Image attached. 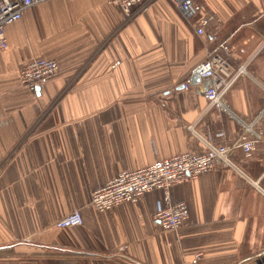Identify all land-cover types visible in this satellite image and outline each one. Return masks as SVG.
I'll return each instance as SVG.
<instances>
[{
	"label": "crops",
	"instance_id": "obj_1",
	"mask_svg": "<svg viewBox=\"0 0 264 264\" xmlns=\"http://www.w3.org/2000/svg\"><path fill=\"white\" fill-rule=\"evenodd\" d=\"M196 2L190 18L155 0L127 19L111 0H46L4 27L0 264H248L264 253L260 144L248 156L234 149L232 166L171 186V201L188 207L176 231L153 218L157 189L105 211L90 203L123 170L203 152L207 139L231 143L237 118L264 135V0ZM209 12L214 20L198 35ZM213 50L232 72L246 71L221 109L197 87H182ZM37 57L58 69L31 91L18 74ZM74 209L81 225L54 226Z\"/></svg>",
	"mask_w": 264,
	"mask_h": 264
},
{
	"label": "built area",
	"instance_id": "obj_2",
	"mask_svg": "<svg viewBox=\"0 0 264 264\" xmlns=\"http://www.w3.org/2000/svg\"><path fill=\"white\" fill-rule=\"evenodd\" d=\"M46 0H0V51L7 48L4 27L18 21L22 12L30 6ZM155 0H111L127 19L133 18L145 10ZM185 18L192 17L198 7L196 0H169ZM214 20L212 13L198 18L195 31L198 35L205 33L206 27ZM58 69L55 59L33 58L18 74L20 83L31 91H35L41 82L53 75ZM243 64L232 72L230 64L216 50L210 51L201 62L194 65L188 73L182 87H197L210 106L225 108L224 94L236 77L244 74ZM238 119L240 130L231 143L204 140L206 150L200 153L182 152L173 156L155 160L154 162L133 169L123 170L116 174L104 186L90 193L91 205L105 211L123 202L137 203L148 191L157 189L162 192V202L153 214V218L164 230H178L185 222L188 207L184 202L173 203L170 199V188L174 184L191 180L203 172L217 166H232L231 154L239 148L245 156L260 144L264 151V135L253 128L255 121L246 123ZM223 132L217 133L221 138ZM82 224L79 209L58 218L56 228L72 227ZM248 264H264V253L254 257Z\"/></svg>",
	"mask_w": 264,
	"mask_h": 264
},
{
	"label": "water",
	"instance_id": "obj_3",
	"mask_svg": "<svg viewBox=\"0 0 264 264\" xmlns=\"http://www.w3.org/2000/svg\"><path fill=\"white\" fill-rule=\"evenodd\" d=\"M39 86L36 88V90H38Z\"/></svg>",
	"mask_w": 264,
	"mask_h": 264
},
{
	"label": "trees",
	"instance_id": "obj_4",
	"mask_svg": "<svg viewBox=\"0 0 264 264\" xmlns=\"http://www.w3.org/2000/svg\"><path fill=\"white\" fill-rule=\"evenodd\" d=\"M252 257H250L249 259H251ZM254 258V257H253Z\"/></svg>",
	"mask_w": 264,
	"mask_h": 264
}]
</instances>
